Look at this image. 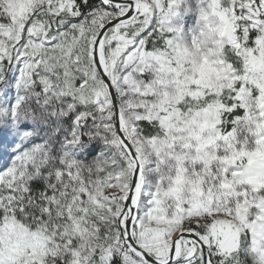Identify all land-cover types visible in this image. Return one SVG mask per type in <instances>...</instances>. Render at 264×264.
Wrapping results in <instances>:
<instances>
[{"label": "snow or ice", "instance_id": "snow-or-ice-1", "mask_svg": "<svg viewBox=\"0 0 264 264\" xmlns=\"http://www.w3.org/2000/svg\"><path fill=\"white\" fill-rule=\"evenodd\" d=\"M0 264H264V0H0Z\"/></svg>", "mask_w": 264, "mask_h": 264}]
</instances>
